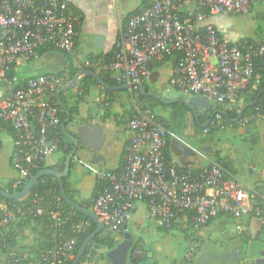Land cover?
Returning <instances> with one entry per match:
<instances>
[{
    "label": "built area",
    "instance_id": "built-area-1",
    "mask_svg": "<svg viewBox=\"0 0 264 264\" xmlns=\"http://www.w3.org/2000/svg\"><path fill=\"white\" fill-rule=\"evenodd\" d=\"M186 1L152 0L120 28L111 60L85 63V67L103 70L122 85H142L151 78L152 61L178 53L180 58L169 79L173 91L181 97L203 96L233 110L238 95L250 85L255 59L264 58V45L232 40L213 25H198L210 16L246 13L264 0H192L197 9L193 22H185L179 15ZM77 20L61 0H44L42 4L37 0H0V148L3 142L10 143V162L18 174L7 187L0 186L8 193L28 184L36 172L51 166L55 154L68 149L66 144L61 146L56 132L61 125L56 103L61 80L54 73L21 77L14 69L39 60L40 52L50 47L73 55ZM8 71L12 72L10 78L5 76ZM137 89L134 86L130 91ZM263 117L264 105L257 106L237 124L247 130ZM214 122L220 130L232 128L221 113H216ZM123 123L130 134L124 166L118 171L88 167L102 183L89 203L105 233L129 232L137 202H144L149 217L167 232L190 212L194 213L196 233L221 214L254 219L264 226V179L248 185L211 160L200 171L179 172L165 161L169 131L156 114L133 104ZM43 213L42 197L37 194L27 207L6 203L0 196V247L7 241L5 227L9 223L17 217ZM48 215L55 228V244L36 261L21 263L14 258L13 264H65L73 259L78 238L88 224H75L71 236L62 239L65 219L73 214L65 218L57 201ZM200 243L198 239L186 259Z\"/></svg>",
    "mask_w": 264,
    "mask_h": 264
},
{
    "label": "rangeland",
    "instance_id": "rangeland-1",
    "mask_svg": "<svg viewBox=\"0 0 264 264\" xmlns=\"http://www.w3.org/2000/svg\"><path fill=\"white\" fill-rule=\"evenodd\" d=\"M246 17V20L238 21L239 17L237 18L236 15H233L232 20L235 21V28L237 31L239 28L243 27L244 31L242 33H244L246 38L255 42H264V4L260 3L254 6L252 11L246 12ZM81 60H83L82 57ZM68 61L66 55L54 52L45 55L37 61L16 67L14 72L21 77H30L34 74L56 73L66 67L69 64ZM170 66V63H166L163 67L164 74L162 77L164 79L170 77ZM144 85L150 91H155L157 94L160 93L157 87L152 85L150 81H147ZM95 94L96 97L91 98V103L85 109L89 115V119L91 118L89 121L90 124H93V120L98 119L99 115H102L104 112L99 91L96 90ZM111 96L113 101L111 102L109 109L112 115H116L114 113L116 104L127 107V111L132 109L133 104L139 105L137 95L133 91H118ZM240 103L241 99L236 101L237 105ZM217 107V104H213V111ZM155 112L170 126L171 134L173 136L172 139L177 138L190 148L198 146V140L199 136L202 135V130L194 124L190 119V116L189 119L186 117L181 108H171L159 105L158 107H155ZM208 114L209 113H205L204 118ZM74 121H76V119H74ZM71 124L72 120L66 123L67 130H71ZM114 125V128L119 127L115 123ZM119 128L121 130L123 129L122 127ZM253 128L255 129L253 135L246 134V129H243L240 126L236 130L226 128L222 130L221 133L210 135V138L213 140L210 145L211 149L220 152L221 158H224L234 170V175L248 185L260 183L259 180H261L262 173L264 172V140L257 139L258 141L256 143L249 141L250 138L256 139L258 135L264 133L263 120L255 123ZM3 138L5 139V136H3ZM123 139L124 132H120L118 129L112 132V136L108 133L107 139L102 148V154H100L102 159L97 164L92 163L91 157L86 150L83 148L77 149L74 155L75 162L70 168V174L67 177L66 182L69 194L78 203L89 201L92 195L91 187L94 183V174L88 167L98 171L114 168L115 161L119 159ZM10 147L9 142H3L2 147L0 148L1 187H7V185L18 176L10 163ZM183 156L185 157V161H187L186 159H188V156ZM201 161L202 159L199 160V162ZM251 165H254V168H252ZM249 168L252 169L251 172L249 171ZM139 214L144 217L146 226L151 225L150 228L147 227L148 229H144L140 235L142 241L145 243L144 248L148 251V255H151V257H147L145 261L142 260V262H139L138 264H171L174 260H183L184 254L188 252L190 248L187 240H185L183 236H168L166 233L158 231V225L155 226L153 221L148 218L143 210L140 209L138 215ZM240 222L241 219H229L228 226L225 229V237L216 239L217 243H219V250L221 244H225L228 248H231V246L236 243L246 244V246L254 248L255 251L261 250L262 244L259 241H254L252 244L245 235H237L236 232L238 229L236 228V225ZM134 229L135 225L133 226V230ZM255 238L256 237L253 235L252 240H256ZM206 247L207 246H204L203 248ZM201 248L202 247H199V249L197 248L196 250L197 252L195 251L197 257ZM105 251L106 249H104L103 253H105ZM103 256L99 257L100 260H98L99 263L97 261V264H111ZM126 264L134 263L127 262ZM213 264L222 263L221 261H215Z\"/></svg>",
    "mask_w": 264,
    "mask_h": 264
},
{
    "label": "trees",
    "instance_id": "trees-1",
    "mask_svg": "<svg viewBox=\"0 0 264 264\" xmlns=\"http://www.w3.org/2000/svg\"><path fill=\"white\" fill-rule=\"evenodd\" d=\"M43 1L44 0H37V3L42 4ZM136 13H139V12H136ZM179 15L181 16L182 20L185 22L186 21L187 22H193L194 18H195V14H193L189 17H185V15H183V13H181V11H179ZM244 40H247L250 43H254L257 45H264V42H255V41H252L251 39H248V38H246ZM50 52L62 53L64 55H66L68 57V60H69L68 61L69 64L66 67H64L61 71H58L57 73H55L56 76L61 80V83L63 86L62 88H64L69 83H71V81L74 79V77L82 71H90V72L95 73L97 76L96 78H94L92 76H88V75L84 76L78 82V84L75 86V88L72 91L62 92V89H61L57 95L56 103H57V107L60 111L61 125L58 127L56 132L58 133V139L60 141L61 146L66 144V145H68V149L63 150L61 152L63 154V157L61 158V162L58 165L46 166L43 168V170L44 169H52L58 173H61L65 169L66 159H67L68 155L74 151V144L72 143V141L69 139V137L67 135L68 132L66 130V123L71 121L72 119L76 118L77 116H79L81 114L82 108L84 106H88L90 98L96 97V94H94V91H96V90L99 91V96L101 97V101H102V104L104 107V113L112 114L110 112V109H109L111 106V102L113 101L111 95H113L115 92H118V91H115L114 88H117V87L121 86L122 84H119V83L111 80L109 78L108 73H106L103 70L96 71L92 67H85V66L84 67H76V66H73L72 63L70 64V56L71 55H68V54L63 53L61 51H58L54 48L50 47L46 50H43L40 52V55L43 56L45 53H50ZM179 58H180V55L178 53H173L171 55H165L159 60L152 61L149 68L152 71V73L161 74V70L163 69L164 65L167 62L173 61L174 65H176ZM144 84H142V87H143L142 92L139 89L133 91L137 95V100H138L139 106L142 109H147V110L153 112L154 114H156V116L161 119V121L164 123L165 127L169 131L170 126L168 125V123L165 122V120L161 116H159L155 112V107H158L159 105L160 106L163 105V106L171 107V108H181L182 112L185 114L187 112H189V110L184 105H182L180 103H174L171 105H166V104H163V103L155 100L154 98L146 96L145 94H147L150 90L147 89ZM263 88H264V58L260 55L255 59V70H254L253 77L250 81V85L246 88L245 92L243 94H239L237 99H236V101L241 99V103L238 105L236 104L235 107L233 108V110H231V111L224 109L223 106L217 107V110H219L218 114L221 113L223 120L226 123L232 124L231 129L236 130L239 127L237 123H234V120L237 118L242 107H244L247 104L252 103L256 99L257 95L259 94V92ZM149 101H151V102H149ZM262 105H264V93L259 97L257 103L254 106L248 107L243 112L242 117L248 115L251 111L254 110L255 107L262 106ZM130 111L131 110L127 111L124 115H118V114L112 115L114 120L116 121V124L117 125H120L121 123L123 124L125 116L128 115L130 113ZM207 120H208V118H207ZM262 120H264V117L262 118ZM214 121H215V116L212 118V120L210 121V123L207 126L202 127V125L205 123V120H203L202 117H198L197 120L194 118V121H193L194 124L197 125L199 128H201V130H202V135L199 136L198 145H211V142L213 140L210 138V135L215 134V133L218 134V133L222 132V130H220L218 128V126L215 125ZM254 125H255V123H252L250 125V128H253ZM206 129H208V132L205 134L204 130H206ZM248 132H250V131H248ZM257 141L258 140H254L253 142L256 143ZM170 146H171V135L169 134L167 137V145L164 149V157H165V161L168 165L174 166L179 172H195V171L202 170L201 168H198V167L196 169H189L186 167H181V166L176 165V164H172L171 160H170L171 158L169 156V154L171 153V152H169V150L171 148ZM220 154H221L220 152L216 151L214 153V155L210 156L209 160L219 162L230 174L234 175L235 174L234 170L232 169V167L229 165V163L224 158H221ZM74 155L71 159V162L69 165V170H68L67 174L62 179L63 184H64V191H65L66 195L68 196V198L71 199L72 201H74V198L69 194L66 179L70 174V168L73 164ZM206 164H207V162H206ZM204 167H205V165H204ZM37 173L38 172H36L35 175ZM26 185H27V183L22 185L21 187H19L18 189L14 190V191H11V190H9V191L19 193L25 188ZM101 187H102V183L100 181L96 180V183H95V186L93 188L91 197L95 196L101 190ZM36 194L39 197H42V207L44 209V213L42 215L36 216V217H34V216L17 217L14 221L9 223L5 227V230L7 231V234H8V238H7L5 245L3 247H0V263L1 264H13L12 261L14 258L18 259L19 262H21V263L36 261L39 259V257L44 252L49 250L55 244V240L52 237V234L55 232V228L53 226V221L51 220L50 216L48 215V212L52 209L54 203H56L58 201L64 210V217L65 218H68V216L70 214H73L72 218H70L68 220L65 219V222L63 224V227H62V230L60 233L61 234L60 238H62V239L69 238L71 236V230L75 224H78V223H83V224L87 223L88 224L86 231L84 233H82L78 238V242H77L76 248H75L74 253H73V259L65 262V264H73V261L77 255V253H78V250H79L81 244L84 242V240L87 237H89L96 230L97 226H96L95 222L91 218H89L88 216L82 214L81 212H79L75 208L68 205L61 198L58 183L55 179H53L51 177L41 178L35 184L34 188L30 192V194L27 197H25L24 199L19 200V201H11V200L4 199V201L6 203L14 204L16 206L27 207L31 204V200L34 197V195H36ZM89 201L87 203H79V205L90 210ZM193 216H194L193 212H190L187 217L181 216L179 221L176 224H174L172 230H182V231H185L186 234L190 238L196 237V232L194 231L193 226H192ZM230 218H232V217H230ZM31 223L36 224L40 227V230H41L40 235L44 237L43 240H44V243L46 244L44 251L40 255L38 254L37 257L32 259V260L25 258V256L20 253L19 248L17 246L18 237L20 236V232L22 231V228L24 226H27L28 224H31ZM178 225L183 226L185 228L181 229V228L177 227ZM129 232H131V229H129ZM163 232L169 233L165 229H163ZM123 234L124 233H119L116 236H114L112 234L105 233L102 230L101 234L93 240L92 245H100L103 248L112 249L115 246V244L121 240ZM140 244H141V242H140ZM140 244L136 245L134 250L136 252L141 253L143 250L142 249L143 246ZM85 260H86V256H83L82 259L80 260L79 264H84ZM139 262H142V259H137V261H135L134 264H136V263L138 264Z\"/></svg>",
    "mask_w": 264,
    "mask_h": 264
},
{
    "label": "crops",
    "instance_id": "crops-1",
    "mask_svg": "<svg viewBox=\"0 0 264 264\" xmlns=\"http://www.w3.org/2000/svg\"><path fill=\"white\" fill-rule=\"evenodd\" d=\"M61 1L67 3L69 14L74 17H77L78 19L77 20L78 22L76 23L75 26V51L74 54L70 56V64L72 63V65L76 67H84L85 63H93V62L105 63L110 61L116 48V43L119 37L120 28L126 24L128 19L133 14L142 11L146 6H148V4L152 0H61ZM254 6L248 12L252 11L254 9ZM179 11H181V13L185 15V17H189L196 13V4L192 0H187L184 4L181 5ZM232 17L233 16H228V15L210 16L206 20L202 21L198 25V27H202L204 25L210 24L213 25L222 36H225L232 40L246 39L244 33H242L244 31V28L241 27L237 31V29L235 28V21L232 20ZM236 17L237 18L239 17L238 21L247 19L246 13L238 14L236 15ZM50 53H54V52H50ZM50 53H45L43 56H41V58H43L45 55ZM81 57L83 58V60H81ZM167 63L171 64L170 77L168 79H164L162 77L164 74V70L162 69L161 74H159L158 83L154 86H156L157 89H159L160 86L167 84L168 89L170 91H173V89L169 85V79L172 76L175 65L173 61ZM91 98L89 100V104L91 103ZM87 107L88 106H84L82 108L81 114L86 113L88 116V121H90L91 118L89 119V115L85 110ZM127 109L128 108L125 106L116 104L114 113L118 115H124L127 112ZM214 111H216V113L219 112L217 108ZM187 113L185 114L186 117L189 119L190 116V119L194 121L193 115L190 112L188 115ZM204 114L205 113H203L199 117L204 118ZM210 115L211 114L209 113L203 119L205 120V123L209 120ZM96 121L98 124L104 127V132L106 136L105 140L107 139V134L109 133L112 136V132L114 130L118 129L120 130V132H124V139L122 140L121 143L119 159L115 161V167L108 170V171H118L124 166L125 163V147L127 146L130 138L129 131L124 126V124L121 123L120 125H117L112 114L110 113L107 114L103 112L102 115H99L98 119L93 120V123H95ZM114 123L117 126L122 127L123 129L121 130L119 127L114 128L115 126ZM71 129L72 131H74L73 127H71ZM169 134L171 135V146H170L171 148L169 150V152L171 153L169 154V156L171 158L170 160L172 164H176L181 167H186L189 169H196L197 167L200 168L201 166H204L207 160H209L207 158L205 159L200 158L202 159V161L199 162L200 159L196 160L194 159L193 156L191 157L188 156V159H186L187 161H185V157L180 153H178L175 147L172 145L173 136L171 134V129L169 130ZM104 144L105 141L103 145ZM102 148L99 151V155L102 154ZM10 155H11V147H10ZM62 157L63 154L61 152L55 154L51 159V166L58 165L61 162ZM101 159L102 156L100 155V158H98V160L93 163L97 164ZM74 162L75 159H73V163ZM263 179H264V172L262 173V177L261 180H259V182H261ZM95 183H96V178L94 177V183L91 187L92 191L95 186ZM74 201L75 203L79 204L75 199ZM87 202L82 201L80 203H87ZM140 209L147 214L149 219H151L148 215V211L145 203L137 202L133 209L135 213H133L130 229L131 232L134 234L137 228L139 227L140 228L139 235H141V232L144 229H148L151 226V225L146 226L144 217L140 214L138 215ZM140 219H141V223L139 225L136 224V221H139ZM229 219L230 217L226 216L225 214L219 215L217 218L212 220L206 227H204L199 232H197L196 237H192V238H190L186 234V232L182 230H172L169 233H166L168 236H174V237L183 236L185 240H187V243H189L188 245L190 246V248L193 247L195 244H197L198 239H200L201 243L197 246V248L199 249V247H202L200 252H198V257L196 256L197 254L196 253L197 248H196L195 249L196 252L194 251L190 256V258L186 259L185 255L189 252L188 250V252L184 254L183 260H174L171 264H196L199 256L205 251L221 255L222 253H224L225 251H229L232 247L236 245H242L240 243H236L235 245H232L231 248H228L227 245L221 244V248L219 250L218 247L219 243H217L216 239L225 237L226 235L225 229L228 226ZM134 225H135V229L133 230ZM154 225L156 226L155 223ZM157 227H158L157 228L158 231L163 232V229L160 226ZM240 227H242L243 230H239ZM236 228L238 229L236 232L237 235L239 236L245 235V237H247V239H249V241L252 244L254 243V241H258V240H252V236L254 235L256 238L261 237V235H263L264 232V226L262 225V223H260L257 220L249 219V218L241 219V222L236 225ZM40 232H41L40 227L32 223L22 228V231L20 232V236L18 237L17 246L19 248L20 253L24 255L25 258L32 260L36 258L38 254L40 255L44 251L46 244L44 243L43 240L44 237L40 235ZM243 245L245 246V250L249 248V246H246V244ZM144 246L145 243L143 242L142 249L143 251H147L145 250ZM204 246L207 247L203 248ZM104 249L105 248L102 247L100 250H95V248L91 245L88 249V253L86 255V260L84 264H97V261L100 260L99 257L105 254L103 253ZM215 261L219 262L221 261V259L220 258L212 259L211 264H213V262ZM238 264H254V263L250 258V256L246 257L244 255L241 259V262Z\"/></svg>",
    "mask_w": 264,
    "mask_h": 264
},
{
    "label": "water",
    "instance_id": "water-1",
    "mask_svg": "<svg viewBox=\"0 0 264 264\" xmlns=\"http://www.w3.org/2000/svg\"><path fill=\"white\" fill-rule=\"evenodd\" d=\"M92 76L96 78V74L90 71H82L78 73L74 79L66 85L64 88H62V92L66 91H72L75 86L78 84V82L84 77V76ZM5 76L7 78H10L12 76V72L8 71ZM159 74L158 73H152L150 78V83L152 85H156L158 83ZM137 86V88L142 92L143 87L140 84L134 85H121L117 88H114L115 91H122V90H130L132 87ZM160 94L155 93H147L146 96H149L151 98H154L155 100L171 105L174 103H180L184 105L189 112L193 115V117L197 120L200 115L203 113H210L209 120L202 125L203 127L207 126L212 118L215 116L216 111H213V104L204 98L203 96H190L186 98H182L177 92L170 91L168 89V85L164 84L163 86H160L158 89ZM264 93V88L259 92L256 99L250 103L242 107L241 111L239 112L237 118L234 120V123H237L239 119L242 117L243 112L250 106H254L259 97ZM187 113V115L189 114ZM78 128H76V131H69L68 137L74 144V151L70 153L66 159L65 169L63 172L58 173L52 169H44L39 171L25 186V188L19 192V193H8L4 191L0 187V196L3 197L6 200L11 201H19L27 197L32 189L34 188L35 184L43 177H51L55 179L59 186V191L61 198L71 207L75 208L82 214L88 216L91 218L95 224H96V230L87 237L84 242L81 244L78 253L73 261V264H79L80 260L83 256H86L88 253L89 247L92 245L93 240L99 236L103 230L102 224L98 221L97 217L88 209L80 206L79 204L75 203L71 199L68 198L64 191V184H63V177L67 174L69 170V165L71 162V159L77 149L83 148L85 149L90 157L91 161L96 162L98 158H100L99 151L101 150L103 143L105 141V132L104 127L97 122L90 124L88 121V116L86 113H83L79 119H78ZM250 129V127H249ZM172 145L175 147L176 151L180 153L181 155L186 156H194L196 152H202L207 154V150H211L210 145H198L195 148H190L187 145H185L183 142L173 139ZM252 168H254V165H251ZM201 169L204 168V166L200 167ZM249 171L251 172L252 169L249 168ZM132 213H135L133 210ZM141 219L139 221H136V224H140ZM140 233V228L138 227L136 232L133 234L132 232H126L123 234L121 240L115 244V246L112 249H106L104 258L111 264H126L127 262L134 263L137 261V257H135V250L134 248L137 245L138 242V236ZM261 243V242H260ZM95 249H101L102 247L100 245H92ZM243 254L247 257L250 256L254 264H264V246H262L261 250L255 251L254 248H247L245 250V246L242 245H236L232 247L229 251H225L221 255L216 253H210L208 251L203 252L196 264H211L212 259H221L222 264H238L241 262ZM151 255H148V258H150ZM147 258L146 256L142 257V260L145 261Z\"/></svg>",
    "mask_w": 264,
    "mask_h": 264
},
{
    "label": "flooded vegetation",
    "instance_id": "flooded-vegetation-1",
    "mask_svg": "<svg viewBox=\"0 0 264 264\" xmlns=\"http://www.w3.org/2000/svg\"><path fill=\"white\" fill-rule=\"evenodd\" d=\"M148 93H155V94H157L155 91L154 92L153 91H149ZM81 115H79L76 118H74V119H76V121H74V119H72V124H71L72 126L71 127H73L74 131H76L75 129L78 128V124H79L78 123V119H79V117ZM263 122H264V120H263ZM69 131L72 132V129L71 130L69 129ZM248 131H250V132H248ZM246 132H247L246 134H248V135H253L254 132H255V129L254 128H250V130L248 129V130H246ZM257 139L258 140L259 139H263L264 140V133H261L260 135H258V137L256 139L255 138H253V139L250 138L249 141L250 142H253L254 140H257ZM215 152L216 151L215 150L213 151L212 149L211 150H207V154L202 153V152H196V154L193 157L196 160H198L200 158H207V159H209L210 156L214 155ZM256 240H258L259 242H261L262 246H264V232H263V235H261V237H258V239L256 238ZM140 242H141V244H140ZM138 244H140V245L143 246V241H142V238L140 236H138L137 245ZM143 256H146V258H147L148 257V252L147 251H143V250H142L141 253L140 252H135V257H137V259H142Z\"/></svg>",
    "mask_w": 264,
    "mask_h": 264
}]
</instances>
